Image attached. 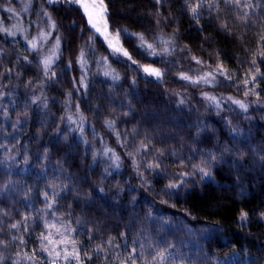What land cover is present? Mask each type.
Returning a JSON list of instances; mask_svg holds the SVG:
<instances>
[{
  "label": "trees",
  "instance_id": "obj_1",
  "mask_svg": "<svg viewBox=\"0 0 264 264\" xmlns=\"http://www.w3.org/2000/svg\"><path fill=\"white\" fill-rule=\"evenodd\" d=\"M26 1L28 5L21 17L22 23H14L16 29H9L5 19L9 14L4 13L2 7L14 6L19 10L21 5L16 0H0V144L5 146L0 149V160L4 161L0 164V187L9 181L16 182L14 189H5L0 195V208L10 212L3 219L4 235L0 239L10 240L12 235H21L9 231L8 225L20 220L22 214L35 217V210L45 207L40 194L50 190L49 185L56 184L63 187L53 214L73 228L86 226L94 229L91 233L86 229L73 233L75 238L83 241V247L89 245V234L93 236L91 243L94 246L117 236L119 231H128L126 226L129 225L133 234H148L158 239L159 223L154 225L144 219L142 213L146 211L147 204L140 203L137 207L133 202L135 197L137 203L155 201L173 217V224L184 220L193 229L192 233L181 230L167 234L180 255L193 257V264L197 261L209 264L202 256L210 257L211 264H216L218 259L236 251L245 256L239 260L240 264L245 261L247 264H264V160L261 159L264 157V80L259 81L256 87L258 96L245 97L235 86L201 84L192 87L177 78L180 72L197 75L190 71L199 67L190 56L205 61L204 71H209V66L215 68L217 60L222 61L238 79L241 72L248 71L254 58L260 71H264V63L259 62L258 55L262 49L259 37L264 35V21L244 27L236 19L234 11L222 3L219 18L215 10L209 14L205 9L196 22L183 7L184 0H162L159 4L156 0H105L109 8V29L114 34L119 28H127L129 33H142L157 51L168 47V44L159 45L158 39L175 44L176 52L164 57L171 60L173 66L164 84L157 85L141 78L140 73L126 65L116 63L99 37L92 56V49L88 47L92 31L86 26L83 11L77 12L76 6L66 2L51 5L48 0ZM44 12L50 19L43 15ZM52 22L56 23L57 29L50 28ZM222 23L227 24L228 30L220 27ZM42 32H51V36L37 55L28 41L34 33L39 35ZM57 36L61 38V44L56 51L62 55L52 65L50 73L45 75L38 60L44 58L43 52L48 47L55 48ZM120 43L139 64L169 68L167 63L153 64V60L160 59L158 57L141 56L142 50L137 47L140 41L135 37L121 33ZM81 49L87 55L88 70L84 73L87 87L79 84L82 73L75 63ZM102 56L109 58L101 62ZM69 60L73 61L71 70L67 68ZM105 71L118 74L121 79L113 83L110 77L103 75ZM51 72L56 75L51 76ZM73 77L76 78L75 85L71 82ZM133 79L137 82L135 85L132 84ZM69 91L72 93L71 103ZM202 92L218 98L232 96L243 99L251 106L246 114H240L238 110H229L235 105L221 100L223 110L220 115L231 121V125H225L217 115V109L203 99ZM181 99L185 100L184 104L179 103ZM254 100L260 103L251 104ZM75 105H79V112ZM81 114L87 122L83 133L87 143L81 141L76 124L61 120L67 116L78 120ZM106 119L115 121V130L120 132L121 141H127L126 147L121 148L117 138L104 127ZM93 126L98 137H104L102 142L92 136ZM230 128L239 131L231 133ZM141 141L151 142L149 154L143 160L153 162L158 150H163L161 160L168 166L167 178H153L145 167H141L139 171L149 181L144 185L136 175L125 153L132 150L133 143L138 146ZM221 144L228 145L233 151L223 153L224 160L213 164L211 170L216 183H189L188 190L181 192L184 198L169 200V204H176L175 208L159 203L161 199L168 200L161 189L171 174L189 171L186 167L177 169L174 161L187 160L197 148L201 153L209 149L215 151ZM105 147L115 149L122 156L124 166L118 173L105 157L93 155ZM173 152L175 156L171 155ZM134 159L141 161V157ZM200 162L201 156L196 155L193 163ZM105 168L112 175L106 177ZM99 188L104 192H99ZM27 189H31V207L25 200ZM120 189L123 192L117 195ZM185 209L190 216L186 215ZM241 210L248 213V222L243 226L238 220ZM77 219L82 221L81 225L75 223ZM209 226H218L222 230L197 231ZM30 231L31 234L23 233L27 240L23 248L9 243L7 249L0 250V255L7 258L5 264L16 259L17 251L31 252L39 247L36 237L43 231L39 220L30 224ZM122 240L120 237L117 242ZM186 241L192 243H183ZM192 244L201 245L202 253ZM95 264H100V261H95ZM175 264H180V261Z\"/></svg>",
  "mask_w": 264,
  "mask_h": 264
},
{
  "label": "snow or ice",
  "instance_id": "obj_2",
  "mask_svg": "<svg viewBox=\"0 0 264 264\" xmlns=\"http://www.w3.org/2000/svg\"><path fill=\"white\" fill-rule=\"evenodd\" d=\"M68 3L76 6V11H83L84 17H86V26L92 31V36L89 37L88 47L92 49L91 55H95V42L99 37L102 42L107 45V51L109 56L114 59L116 63H121L126 65L129 69H132L141 74V78L148 80L149 83H155L157 85L164 84L165 77L168 71L173 66L171 60H165L164 57L171 56L176 52L175 44L165 41L163 39H158L157 43L159 45L168 44V47L163 48L162 51H157L153 43H148L144 35L137 33H129L127 28H119L115 30V35L109 30L108 24V4L105 0H48L51 5ZM162 0H156V3H161ZM166 2V0H164ZM225 7H230L236 14V19L244 26L247 27L250 23L255 24L257 21H264V0H184L183 7L187 8L193 20L199 22L203 10H207L209 14L216 11V16L219 18V13L221 11L220 4ZM27 10V9H26ZM9 12L12 11L11 8L8 9ZM43 15L50 19L47 12ZM75 26V22H73ZM220 27L224 30H228L226 23H222ZM51 29H57L55 22L50 24ZM84 31V28L80 29ZM202 30V27H201ZM5 31H7L5 29ZM262 31H264V26H262ZM121 33L126 34L129 37H135L140 41L137 46L142 51L139 53L141 56H152L160 58L158 61L153 60V64L167 63L169 65L168 69H161L153 67L151 65H141L135 59H133L132 53H130L126 48H124L120 43ZM51 36V32L40 33L38 40H30L31 49L39 55L40 48L43 47L44 43L48 41ZM262 45L261 51L258 53L259 62L264 63V35L259 37ZM61 44V38L57 36L55 38V48L52 50V54L45 56L42 60H38V64L43 67L45 75L50 73L52 65L56 60L60 59L62 53H58L56 49H59ZM187 48V46H185ZM109 57L102 56L101 62L107 60ZM27 60V57H24ZM190 59L199 67L196 69H190V71L197 73V75H190L185 72L178 73L177 78L184 81L187 85L196 87L201 84L216 86L219 84H224L227 87L235 86L239 91L243 92L245 97L248 96H258L259 93L256 87L259 81L264 80V71H260L257 66V60L254 58L251 60V67L247 72H241L240 78L238 79L236 74L231 72V70L226 69L223 62L217 60L215 68L209 66V71H204L203 65L205 61L196 57L190 56ZM75 63L79 65L81 69V76L79 78V84L81 86L87 87L85 84L86 76L84 73L88 70L87 55L80 50ZM73 61L69 60L67 68L71 70ZM8 71H11L10 69ZM203 72L202 75L199 73ZM56 73L51 72V76H55ZM105 77H110L113 83L118 82L121 77L113 72L105 71L103 73ZM74 85L76 83V78L73 77L71 81ZM137 82L135 79L132 80V84L135 85ZM79 91V89H76ZM264 90V89H262ZM174 95H179V93H174ZM203 99L209 103L210 106L217 109V115L221 120H224L225 125H231L230 120H225L224 116L220 115L223 110L221 100H227L230 105H235V108H230V111H239L240 114H246L251 106L250 103L245 102L243 99L234 98L232 96L227 97H217L211 95L208 92L201 93ZM72 93L69 91L68 97L71 103ZM39 99V98H37ZM35 102V101H34ZM180 104H184L185 100L181 99ZM259 100L251 101V104H259ZM77 111L79 112V105H75ZM66 119L70 124H76L77 130L81 133V141L87 143L83 138V133L86 126V119L81 114L78 120H73L72 116L61 117V120ZM104 127L107 128L116 138L117 143L121 148L126 147L127 141L120 140V132L116 131L115 121L111 119H106L103 121ZM207 126H205L206 128ZM238 129L230 128L231 133H238ZM135 132V130H133ZM92 136L94 138L98 137V133L95 127H92ZM127 135V133L125 134ZM66 139V137H65ZM102 142L104 137H98ZM235 141V136H233V142ZM151 142L145 143L141 141L137 146L135 143L132 145V150L126 152L125 155L128 156L133 170L136 175L143 181L144 185L149 183L148 179L139 171L141 167H145L153 178L161 177L167 178L168 173L166 172L167 165L162 164L161 157H163V150H158V155L154 158L153 162H148L143 160L145 155L149 154V144ZM5 148L3 144H0V149ZM153 150L154 147H153ZM233 151L228 145L221 144L215 151L209 149L206 153H201L200 149L197 148L193 152V156L189 157L184 161H174L176 168L186 167L189 171H176L171 174V178L164 185L161 191L168 197V200L161 199L160 204L166 205L170 208H175L176 204H169V200L184 198L181 196L182 190H188L189 183L195 185L196 183H203L204 185H211L216 183V177L211 170L214 163L217 161H223V153H231ZM220 153L219 155L217 153ZM100 155L106 158L110 162V167L115 171L119 170L124 166L122 156L113 148L105 147L103 150L93 155ZM171 155L175 156L176 153L173 152ZM196 155L201 156V162L199 164L193 163ZM134 157H141V161L134 159ZM14 159V158H13ZM264 160V157H261ZM226 162V161H225ZM4 161L0 160V164ZM235 163V162H234ZM95 164V159L93 160ZM264 166V165H262ZM105 176L112 175V172L108 168L104 169ZM195 178V179H194ZM15 183L9 181L8 184L0 187V195L3 194L5 189L12 190L15 188ZM50 190L42 192L40 195L43 197L44 208L36 209V216L33 217L29 214H22L21 219L15 223L8 225L9 231H15L21 233V235H12L10 240L0 239V250L7 249L9 243H14L16 247L23 248L27 244V240L24 238L23 233H29L30 224L36 223L37 220L40 221L43 231L36 237L39 242V247L34 248L31 252L17 251L15 253L16 259L11 261L10 264H95V261H100V264H175L177 260L180 264H193V257L187 255H180L176 250V245L169 241L168 233L176 234L179 231H185L187 233H192L193 229L188 227L184 220H180L178 223L173 224V217L169 216L165 209L157 206V203L153 200H144L139 203L136 202L135 197H133V202L139 207L140 203L147 204L146 211H143V216L145 220L151 221L154 225L158 222L160 226V231L157 234L158 239L154 238L152 235L148 234H133L131 233V226L128 227V231H119L117 236H111L106 240H102L100 243L92 245L93 236L89 234L87 239L89 241L88 247H83V241L78 240L73 236V233L84 232L85 229L87 233L94 231L92 228H87L86 226L81 228H73L70 224L66 223L61 217L54 215L53 213L57 209L59 199L61 198V188L63 186H57L56 184H51L48 186ZM99 192L103 193L104 189L99 188ZM31 189L25 190V200L28 202L27 206L31 207L29 201V193ZM123 189L118 190L117 195H120ZM191 194L190 191L188 193ZM186 215H191L188 213L187 209L184 210ZM10 215V212L4 208H0V236L4 235L3 231V219ZM195 219V217H192ZM238 220L241 226L248 222V213L241 210ZM262 222H264V214H262ZM77 225H81L82 221L77 219L75 221ZM222 229L218 226H209L202 229H198L202 233L207 232H219ZM120 237H123L122 242H117ZM131 240V243H129ZM183 243H192L191 241H186ZM199 252L202 253V246L198 244H192ZM101 257L103 259L101 260ZM7 258L0 255V264H5ZM203 260H208L211 264V258L208 256H202ZM196 264H200L199 261ZM217 264H240L238 255H230L217 260ZM247 264V261L244 262Z\"/></svg>",
  "mask_w": 264,
  "mask_h": 264
},
{
  "label": "rangeland",
  "instance_id": "obj_3",
  "mask_svg": "<svg viewBox=\"0 0 264 264\" xmlns=\"http://www.w3.org/2000/svg\"><path fill=\"white\" fill-rule=\"evenodd\" d=\"M17 1V3L18 4H20L21 5V8L19 9V10H17L14 6H3L2 7V9H3V12L5 13V12H7L9 15H7L6 14V20L8 21V28L9 29H16V25H13L14 23H16V24H18V25H20V23H22V21H21V17H23V14H24V12L26 11V9H27V1L26 0H16ZM9 8H11L12 9V11L11 12H9L8 11V9ZM1 20V19H0ZM0 23H1V21H0ZM24 30H26V27L24 28ZM23 29H22V31H24ZM110 30V29H109ZM111 31V30H110ZM112 34L113 35H115L113 32H112ZM40 35V34H39ZM39 35H37L36 33H34L32 36H31V40H38V38H39ZM46 45L44 44L43 45V49H44V47H45ZM52 47H48L44 52H43V54H44V56L43 57H45V56H49V55H51L52 54ZM235 255H238L239 256V260L240 259H244V257L245 256H243L240 252H238V251H236L235 252ZM241 256V257H240ZM216 264H217V262H216Z\"/></svg>",
  "mask_w": 264,
  "mask_h": 264
}]
</instances>
